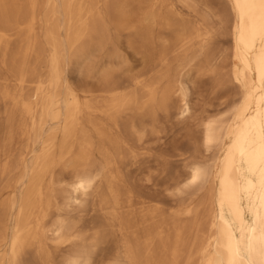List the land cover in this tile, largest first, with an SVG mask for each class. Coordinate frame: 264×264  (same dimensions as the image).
<instances>
[{
	"label": "bare ground",
	"instance_id": "6f19581e",
	"mask_svg": "<svg viewBox=\"0 0 264 264\" xmlns=\"http://www.w3.org/2000/svg\"><path fill=\"white\" fill-rule=\"evenodd\" d=\"M227 2L232 11V22L227 20L233 43L230 78L240 97L228 117L208 114L200 130L205 148L217 146L220 155L208 230L199 237L203 227L198 224L188 243L177 226L170 237L166 220L154 225L151 215L139 220L118 212L130 191L119 183L118 168L157 112L168 109L176 90L177 113L190 111L176 83L177 67L192 57L185 54L171 68L166 56L177 45L186 51L195 39L207 42V32L175 21L168 12L161 15L156 0H0V53L3 62L9 58L6 75L0 71L6 139L17 130L33 145L2 166L5 172L20 165L15 181L24 188L18 198L0 202V264H93L101 244L109 245L105 264H189L192 255L200 264H264V0ZM161 19L171 28L172 40L155 49L152 26ZM123 31L128 45L143 51L147 70L164 65L148 80L141 75L115 80L125 62ZM11 36L18 40L13 48L8 47ZM64 63L88 73L102 95L83 99L63 86ZM40 64L44 74L38 72ZM59 167L68 168L70 180L56 187L63 180L55 174ZM211 174L207 164L195 163L179 180L188 187L203 184ZM96 188L101 214L98 228L88 234L71 207ZM14 206L16 212H8Z\"/></svg>",
	"mask_w": 264,
	"mask_h": 264
},
{
	"label": "rangeland",
	"instance_id": "374dc122",
	"mask_svg": "<svg viewBox=\"0 0 264 264\" xmlns=\"http://www.w3.org/2000/svg\"><path fill=\"white\" fill-rule=\"evenodd\" d=\"M155 8L161 15L168 12L175 21L192 23L199 31L207 32L209 39L207 42H204L206 39L193 40L189 45L191 49L186 51L184 46L177 45L166 56L165 62L171 68L177 67L185 54L192 57L188 64L177 67V77L180 81L176 83V87L185 91L190 111L184 116L177 113L180 91L176 90L168 109L158 111L157 119L153 124L146 126L141 140H134L131 144V150L123 156L118 168L119 183L124 189L130 190L123 197L118 212L131 214L139 220L144 214L151 215L149 221L154 225H163L162 220H166L171 238L174 235L173 227L177 226L190 243L198 224L203 227L198 233L199 237L204 236L208 230L216 186L213 172L220 155L217 146L205 148L199 136L200 130L208 114L212 118L228 117L240 97L239 87L230 78L232 11L227 0H156ZM152 31L157 36L153 44L155 49L162 43L171 42V28L163 23V19L154 23ZM36 32L41 35L39 23L36 25ZM127 38L128 32H121L120 51L125 62L116 70L115 80H125L131 75H141L140 79L148 80L155 70L164 65H158L152 71L147 70L148 61L143 58V51L137 44L129 46ZM17 43V38L11 36L8 47L13 48ZM8 63L9 58L3 62L0 53V71H4L3 75H6ZM62 67L63 86L73 87L83 99L92 95L99 98L102 95L98 83L90 78L88 73L81 72L77 64L64 63ZM45 70L44 64L38 66V72L41 74H44ZM7 75L13 79L9 72ZM5 120L4 104L0 100V202L10 196L18 198L24 188L23 184L15 181L22 171L21 166L5 172L2 171V166L11 165L24 146L32 145L26 136L19 134L17 130L12 132L11 140L7 141L8 128ZM34 147L39 148L38 144ZM27 159L29 160L28 155ZM195 163L207 164L212 174L203 184L186 187L185 181L179 179ZM55 174L63 175V180L58 182L56 187L63 186L70 180L68 168H56ZM8 184L10 187L7 188ZM98 199L96 188L80 199L81 205L71 207V214L81 220L83 230L88 234L98 228L96 221L101 214L97 207ZM8 212H16V206ZM11 215L12 213L7 217L6 233L9 232ZM108 250V244H101L93 264H105L109 258L104 254H107ZM3 252L1 246L0 253ZM63 253L62 249L55 252L58 257ZM101 258L105 259L101 261ZM27 264L36 263L27 261ZM189 264H200L198 256L192 255Z\"/></svg>",
	"mask_w": 264,
	"mask_h": 264
}]
</instances>
